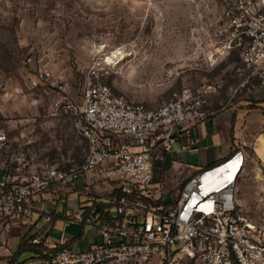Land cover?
Here are the masks:
<instances>
[{
    "label": "built area",
    "instance_id": "obj_1",
    "mask_svg": "<svg viewBox=\"0 0 264 264\" xmlns=\"http://www.w3.org/2000/svg\"><path fill=\"white\" fill-rule=\"evenodd\" d=\"M250 34L253 41L243 51L242 62L264 81L263 15L254 19ZM36 62L30 88L51 89L55 101L50 111L72 117L73 129L88 141L87 152L82 163L66 169L37 162L35 122L25 121L12 138L0 119V235L13 221L33 215L37 198L55 186L67 194L59 203H69L74 194L86 196L75 209L67 207L54 215H63L66 226L69 221L84 223L95 240L77 252L71 240L55 243L35 235L33 244L52 250L15 264H264V190L257 193L252 208L238 196L248 161L245 149L200 168L174 195L159 190L156 183L184 125L215 114L205 109V99L176 92L149 109L97 81L87 84L75 103L63 94L69 87L63 71L48 63L45 54ZM196 142L190 140L183 149L198 151ZM87 172L92 175L80 185V175ZM231 172L235 175L228 178ZM99 180L112 187H98ZM88 207L94 210L85 221ZM54 215L48 217L50 222Z\"/></svg>",
    "mask_w": 264,
    "mask_h": 264
},
{
    "label": "rangeland",
    "instance_id": "obj_2",
    "mask_svg": "<svg viewBox=\"0 0 264 264\" xmlns=\"http://www.w3.org/2000/svg\"><path fill=\"white\" fill-rule=\"evenodd\" d=\"M259 15L264 16V0H0V119L12 138L25 121L35 122L37 162L61 169L82 163L88 141L73 129L72 117L53 115L51 89L28 84L44 54L66 75L69 87L63 94L75 103L81 101L84 87L97 81L149 109L176 92L205 99V109L214 111L250 95L261 96L264 81L242 62ZM114 54V61L108 62ZM260 118L251 122L252 143L245 146L248 161L238 183V196L248 208L264 190V158L256 150L258 138L264 136ZM160 171L159 190L176 194L179 184L165 185ZM91 175L81 174L79 184ZM97 184L112 187L105 180ZM65 194L52 186L37 198L33 215L13 221L12 229L0 235V261H8L24 233L55 243L66 238L74 243V251L83 249L77 239L89 238L88 226L77 221L66 226L63 215L48 220L60 210L77 207L72 200L59 203ZM31 255L24 252L18 261Z\"/></svg>",
    "mask_w": 264,
    "mask_h": 264
},
{
    "label": "crops",
    "instance_id": "obj_3",
    "mask_svg": "<svg viewBox=\"0 0 264 264\" xmlns=\"http://www.w3.org/2000/svg\"><path fill=\"white\" fill-rule=\"evenodd\" d=\"M253 103H256V108H251ZM263 108L264 92L261 96L250 95L246 101L239 104L222 107L203 122L185 124L182 138L174 145L172 163L170 165L164 163L160 171V180L170 187L177 184L180 186L206 164L212 161L217 163L225 159L228 153L240 148L245 149L248 143H252L250 132L252 120L255 117H261L260 120L264 124ZM190 140L197 141L198 151L183 149ZM71 196L70 203L75 204L74 207L84 200L75 194ZM90 232L92 233L89 238L77 239L83 247L82 250L93 244L95 240L94 231L90 230ZM18 242L15 241V246Z\"/></svg>",
    "mask_w": 264,
    "mask_h": 264
},
{
    "label": "trees",
    "instance_id": "obj_4",
    "mask_svg": "<svg viewBox=\"0 0 264 264\" xmlns=\"http://www.w3.org/2000/svg\"><path fill=\"white\" fill-rule=\"evenodd\" d=\"M256 103H253L251 105V108H256L257 107ZM156 204H160V202H156ZM93 210H94L93 207H88L86 209V212L84 215L85 221H87V219L90 217ZM57 218H58V215H54V219L57 220ZM82 224H84V223H82ZM81 236L82 235H80L78 239H81L82 238ZM32 237L33 236H29L28 233L21 234L20 240H19L18 245L16 247V251L14 252L13 255L7 257V259L9 260V264H15L19 260V256L24 252H30V253H32V255L36 254V253H40L43 256L45 251H51L52 250V249L48 248L46 245H44L43 243L33 244L31 242ZM64 247L65 246H60L58 249H62Z\"/></svg>",
    "mask_w": 264,
    "mask_h": 264
},
{
    "label": "bare ground",
    "instance_id": "obj_5",
    "mask_svg": "<svg viewBox=\"0 0 264 264\" xmlns=\"http://www.w3.org/2000/svg\"><path fill=\"white\" fill-rule=\"evenodd\" d=\"M116 55H117V54H114L113 58H108L107 61H108V62H113V61H114V58H116ZM256 150H257L258 153H260L261 156L264 158V136H260V137L258 138ZM234 175H235V173H234V172H231V173L228 175V178H233Z\"/></svg>",
    "mask_w": 264,
    "mask_h": 264
},
{
    "label": "water",
    "instance_id": "obj_6",
    "mask_svg": "<svg viewBox=\"0 0 264 264\" xmlns=\"http://www.w3.org/2000/svg\"><path fill=\"white\" fill-rule=\"evenodd\" d=\"M172 160H173V155L171 153H167L166 160H165L167 165H170L172 163Z\"/></svg>",
    "mask_w": 264,
    "mask_h": 264
}]
</instances>
